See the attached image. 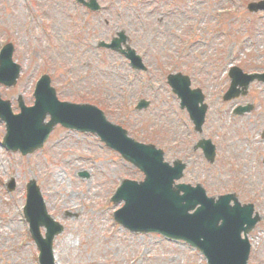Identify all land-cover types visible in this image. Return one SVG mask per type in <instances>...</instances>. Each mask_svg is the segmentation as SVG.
<instances>
[{"label": "rangeland", "instance_id": "374dc122", "mask_svg": "<svg viewBox=\"0 0 264 264\" xmlns=\"http://www.w3.org/2000/svg\"><path fill=\"white\" fill-rule=\"evenodd\" d=\"M45 1H33L42 10L39 12L31 7L23 8L16 0H0V45L7 40L12 41L16 47L14 58L23 66L21 77L14 87H0L2 97L13 100L21 93L25 103L30 102L34 83L42 71L55 78V85L60 87L61 99L71 96L81 87L97 89L107 88L109 82L114 84L110 61L102 63L86 56L84 52L75 61L74 55L79 49L76 48V34L68 13L77 12L86 19L84 10L74 11L67 2L60 5L56 0H51L47 6ZM185 2L187 13L171 18L166 16L165 11L152 13V5L144 3L143 10L149 18H144V26H147L148 31L142 29V33L154 40L150 45L145 44L148 48L147 57L161 52L182 53L187 45V56L202 61L205 55L200 53L204 48L207 52L224 55L225 59L229 52H233L232 49H237L235 53L238 54L251 53L256 65L264 60V18L251 14L246 16L242 12H238L236 18H227L223 36L207 35V23L201 22L197 27L190 28L189 42L180 46L177 35L185 22L192 20L197 12H202L198 0ZM206 2L210 13L213 8L223 4L218 0ZM27 10L34 16L32 19L26 15ZM87 19V28L93 24L95 37H108L116 30L114 23L109 24L112 26L108 28L104 22L99 24V19L94 15H89ZM139 25L137 21L132 29L136 30ZM200 35L208 40L206 45L209 47L203 44ZM155 61H148L152 66V76L146 81L156 86L161 96L145 97L151 100L150 111L129 112L119 115V118L143 137L150 135L149 127L157 128V136L153 141L163 147L166 145L167 152L170 143L176 139V150L189 164L185 181L194 183V177L202 179L210 193L230 189L236 183L244 191V196H249L264 178L261 158L264 153V136H261L264 133V91L254 95L251 93L252 98L239 99L256 100L259 103L254 111L235 118L238 126H231L229 122L232 116L224 109L218 110L215 102L224 81L216 73L210 78V71L198 68L195 82L202 83L201 87L206 90L210 104L202 135L211 137L217 143L215 159L210 163L204 160L199 150L193 149L191 143L196 142L199 134L193 132L185 114L179 112V117L173 112L171 105L178 110L177 100L158 77L161 74L155 72ZM254 64L251 68L255 67ZM135 78L130 77L131 81ZM214 81L217 82L215 87L212 84ZM186 126L189 134L185 138L183 129ZM3 133L4 126L0 122V140ZM189 141L188 148L186 142ZM95 154L98 168L94 176L79 178L76 170L89 168L91 159H96ZM103 173L108 174L106 183L103 182ZM119 173L126 177L140 176L138 170L122 163L117 154L104 150L94 137L59 126L55 127L44 147L35 153L21 155L0 146V264L37 262V251L27 237V224L18 212L24 202L25 182L33 177L41 188L49 212L64 224L63 232L54 242L57 264H130V260H133V264H205L197 251L181 242H170L157 234L130 233L112 223L110 214L114 206L106 200V196L111 193ZM10 177L15 178L16 186L8 193L5 180ZM95 182L101 185H94ZM260 206L264 209V204ZM66 211L70 213L64 214ZM260 227L253 234L259 246L251 264H264V224Z\"/></svg>", "mask_w": 264, "mask_h": 264}, {"label": "water", "instance_id": "95a60500", "mask_svg": "<svg viewBox=\"0 0 264 264\" xmlns=\"http://www.w3.org/2000/svg\"><path fill=\"white\" fill-rule=\"evenodd\" d=\"M2 117L6 119L8 131L12 132L14 129L9 117ZM57 120L69 124L66 118L53 113L50 125ZM48 130L49 127H46L37 133L33 147L44 140ZM22 131L26 133V128ZM100 133L110 142L108 134L104 131ZM159 160V155L154 151H148L146 159L137 157L133 160L137 164L140 162L148 173L147 182L151 188L141 187L138 191L126 195L127 204L121 210L123 218L132 227L153 228L168 236L188 240L207 254L211 264H237L232 262L239 246L238 239L237 235L231 234L237 222L247 221L248 215L238 208L226 207L227 198L213 202L211 199H205L197 189L182 187L185 194L179 196L176 191L171 190L170 180L157 178L154 169ZM197 203L201 206L196 208L190 217L186 211L193 209ZM220 219L222 223L217 225Z\"/></svg>", "mask_w": 264, "mask_h": 264}]
</instances>
